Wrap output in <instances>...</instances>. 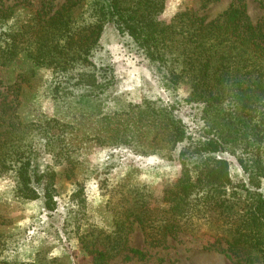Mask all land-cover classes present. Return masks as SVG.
<instances>
[{"label": "trees", "instance_id": "16d2710c", "mask_svg": "<svg viewBox=\"0 0 264 264\" xmlns=\"http://www.w3.org/2000/svg\"><path fill=\"white\" fill-rule=\"evenodd\" d=\"M164 1L65 0L53 11L54 6L42 0L29 13L0 4V67L25 58L51 71L56 91L74 94L80 87L86 91L76 96L80 101L96 100L113 84L110 65L100 60L103 33L113 26L144 55L166 87L185 85L189 90L186 101L194 106L193 120L198 124L195 137L187 136L174 116L175 104L162 107L148 100L130 106L125 131L108 130L117 132V138L109 139L142 147L140 155L170 159L177 152L181 170L159 197L149 191L109 188L106 208L114 214L113 231L105 235L96 231L89 242L87 237L93 234L81 238L92 264H105L122 252L133 223L149 243L207 237L211 246L224 245L233 256L245 252L251 261L263 264L264 26L252 23L243 5L231 6L212 19L185 9L161 24L157 16ZM15 123L6 120L1 125L0 170L12 173L17 200H38L43 211L52 212L54 174L40 171L35 157L43 150L53 151L59 162L69 164L65 145L70 138L64 129L73 130L75 125L57 118ZM34 125L39 138L46 140L39 142L43 150L27 140ZM229 157L243 171L238 184L229 177ZM72 195L70 218L64 224L71 219L75 225L84 199L81 189L78 199ZM97 242L104 243L103 249L85 246ZM16 252L14 261L0 259V264H50L39 258L19 259L18 247Z\"/></svg>", "mask_w": 264, "mask_h": 264}, {"label": "rangeland", "instance_id": "374dc122", "mask_svg": "<svg viewBox=\"0 0 264 264\" xmlns=\"http://www.w3.org/2000/svg\"><path fill=\"white\" fill-rule=\"evenodd\" d=\"M42 0H0L5 8L16 6L25 13L35 11ZM65 0H44L59 10ZM243 5L246 15L254 24L264 26V0H165L158 22L167 24L179 12L193 9L199 14L215 18L231 6ZM25 13H21L22 15ZM100 60L110 65L113 84L108 94L92 101H80L75 93L56 91L50 70L37 68L25 58L15 59L0 67V141L1 125L6 120L28 125L44 119H59L75 125L64 129L68 137L70 163L62 164L53 151L42 149L36 126L27 140L43 150L35 157L40 171L54 174L55 209L46 212L40 201L20 202L15 197L12 173L0 170V259L14 261L18 247L19 259H43L59 264H92L81 238L88 234L95 238L96 231L105 234L113 231L114 214L106 208L110 197L108 190L120 186L121 191L151 192L159 197L162 191L179 178L180 162L158 155H140V146H127L116 139L120 129L125 131L128 113L142 100L156 101L162 107L174 106V116L180 119L187 136L195 137L198 124L193 120L196 110L187 103V86L170 89L164 85L153 66L126 38H120L113 26H108L102 36ZM97 62V60H95ZM157 103V104H158ZM114 114L116 118H113ZM9 116V117H8ZM9 118V119H8ZM118 120V121H117ZM6 125V123L4 124ZM114 129V130H113ZM36 132V133H35ZM79 136L78 139L74 136ZM101 141L96 142V138ZM229 177L234 184L243 181V171L238 162L228 158ZM82 190L84 208L79 213L78 224L69 219L72 205L70 197L78 199ZM72 198V197H71ZM118 199L116 196L114 202ZM71 221V222H70ZM205 238H168L163 243H149L140 228L133 223L126 234L122 252L108 258L105 264H262L250 260L245 252L230 254L224 245L211 246ZM89 250L103 249L104 243L86 244ZM264 264V263H263Z\"/></svg>", "mask_w": 264, "mask_h": 264}]
</instances>
